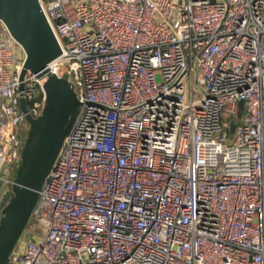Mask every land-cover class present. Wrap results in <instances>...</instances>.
I'll return each instance as SVG.
<instances>
[{
	"label": "built area",
	"instance_id": "1",
	"mask_svg": "<svg viewBox=\"0 0 264 264\" xmlns=\"http://www.w3.org/2000/svg\"><path fill=\"white\" fill-rule=\"evenodd\" d=\"M40 4L62 54L23 91L0 20V221L22 94L39 117L55 74L80 106L6 264H264V0Z\"/></svg>",
	"mask_w": 264,
	"mask_h": 264
},
{
	"label": "water",
	"instance_id": "2",
	"mask_svg": "<svg viewBox=\"0 0 264 264\" xmlns=\"http://www.w3.org/2000/svg\"><path fill=\"white\" fill-rule=\"evenodd\" d=\"M0 20L13 40L22 48L25 59L20 75V90L25 89V74L44 76L48 65L62 54L40 0H0ZM46 101L42 114L34 118L22 94L20 104L30 125L23 150L20 178L13 197L4 206L0 221V264L10 254L26 229L36 208L39 191L50 174L65 138L71 132L80 102L67 78L49 74L44 85ZM235 125H232L234 130Z\"/></svg>",
	"mask_w": 264,
	"mask_h": 264
},
{
	"label": "rangeland",
	"instance_id": "3",
	"mask_svg": "<svg viewBox=\"0 0 264 264\" xmlns=\"http://www.w3.org/2000/svg\"><path fill=\"white\" fill-rule=\"evenodd\" d=\"M243 105H244V101L243 100H240L239 103H238V106L240 108V112L238 113V116L241 117L243 111H242V108H243ZM12 171V170H11ZM13 173V172H12ZM12 173H11V178H12ZM18 180H16L15 182H17ZM33 218V217H32ZM31 218V219H32ZM27 227H29V230H33L37 227V224H36V221L34 220V218L32 220L29 221V224L27 225ZM26 227V228H27ZM26 230V229H25ZM24 230V231H25ZM21 242V241H20ZM19 242V244H20Z\"/></svg>",
	"mask_w": 264,
	"mask_h": 264
},
{
	"label": "trees",
	"instance_id": "4",
	"mask_svg": "<svg viewBox=\"0 0 264 264\" xmlns=\"http://www.w3.org/2000/svg\"><path fill=\"white\" fill-rule=\"evenodd\" d=\"M28 104L31 105L32 102H30V103H28ZM29 134H30V133H29ZM22 164H23V159H22V162H21L20 166L17 167L16 170L12 173V179H13L14 181L19 180V178H20V170H21ZM31 220H32V219H31Z\"/></svg>",
	"mask_w": 264,
	"mask_h": 264
},
{
	"label": "crops",
	"instance_id": "5",
	"mask_svg": "<svg viewBox=\"0 0 264 264\" xmlns=\"http://www.w3.org/2000/svg\"><path fill=\"white\" fill-rule=\"evenodd\" d=\"M2 32V29L0 28V33ZM6 36V34H5ZM8 38V37H7ZM10 39V38H9ZM12 44V42H11ZM13 46L15 47V49L19 52V53H23V50L21 49V47L19 45H17L16 43L13 44Z\"/></svg>",
	"mask_w": 264,
	"mask_h": 264
}]
</instances>
